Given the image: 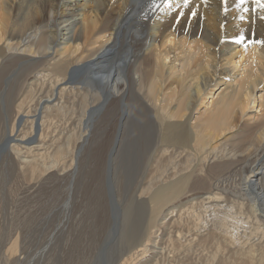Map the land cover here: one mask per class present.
Wrapping results in <instances>:
<instances>
[{
    "label": "bare ground",
    "instance_id": "6f19581e",
    "mask_svg": "<svg viewBox=\"0 0 264 264\" xmlns=\"http://www.w3.org/2000/svg\"><path fill=\"white\" fill-rule=\"evenodd\" d=\"M168 2L0 0V85L17 83L21 98L3 127L0 158L33 189L58 180L70 190L94 115L108 116L111 199L120 156L148 173L125 189L146 212L145 228L131 222L104 264H264V0H179L161 10Z\"/></svg>",
    "mask_w": 264,
    "mask_h": 264
},
{
    "label": "rangeland",
    "instance_id": "374dc122",
    "mask_svg": "<svg viewBox=\"0 0 264 264\" xmlns=\"http://www.w3.org/2000/svg\"><path fill=\"white\" fill-rule=\"evenodd\" d=\"M179 1V0H174V3H167V5L165 7H163L161 10H173V9H176V5L175 3ZM85 3V0H74V4H84ZM161 10L159 12H161ZM231 19V18H230ZM232 22L235 23V27H239V24L240 23H245V19L243 17H240L238 18L237 22H234L233 19H232ZM14 85L16 86V88L14 87ZM0 91H4V92H0L1 95H0V120L2 118V120L0 121V139L2 138V135L4 134L5 132V129H6V125L7 123L8 124H11V120L14 118V114H16L15 112V107H17V104L19 103V101L21 100V98H17V96L15 95L16 92L15 91H18L17 89L20 88V86L17 85V83H13V85H6V84H1L0 85ZM8 86V87H7ZM11 86V87H10ZM18 86V88H17ZM5 87V88H4ZM13 89L11 92L10 90ZM7 90V91H6ZM9 94H7V93ZM15 92V94H14ZM13 93V94H11ZM2 94H5V95H2ZM11 95V99L7 96ZM15 97L14 99L12 98L13 96ZM4 97V98H3ZM3 99V100H2ZM18 99V100H17ZM9 100V101H8ZM12 100V101H11ZM15 101V104L14 102ZM13 104H12V103ZM17 102V104H16ZM12 105H11V104ZM9 104V105H8ZM33 104V103H31ZM7 105V106H6ZM14 105V106H13ZM13 106V107H12ZM10 107V108H9ZM12 107V108H11ZM2 108V109H1ZM9 109V111H8ZM14 109V110H12ZM2 110V111H1ZM7 110V111H6ZM12 110V111H11ZM15 111V112H14ZM14 112V114H13ZM256 112H258V110H256ZM3 113V114H2ZM6 113V114H5ZM9 113V114H8ZM12 113V114H11ZM9 116V117H8ZM97 116V117H96ZM99 115H94V120L93 121V124L95 125L94 127L96 128H92L91 130V133L88 140H86V142L84 143L85 145L83 146L82 151H84L86 153L85 154L84 152L81 153L80 155V165H79V171L77 172L76 174V181H75V184L72 186V188L69 190L68 187H67V182L65 181H58V180H51V181H48V180H45V181H48L50 182L51 184H49L47 182V185H46V182L44 183L43 181L40 182L39 184H37L35 186V188L33 189V187L31 186H27L28 185V181L27 180H24L21 176V173L17 171V167L14 168V166H12L11 164H9L8 162L6 163L4 161L3 163V158H4V154L1 156L0 158V264H88V262L90 261H93L92 264H96L97 260V264H104V262L106 261L105 259L107 258V256L109 255V259L112 258V256H116L115 255V252L116 250L119 248H122L124 246V243L126 242V234H127V229H128V226L131 222L133 221H136L138 220L137 222L139 223V225L141 226V229L145 228L144 227V222H145V218H146V212H145V215L144 216H140L139 215V209L136 208V204L133 205L132 203V199L128 196V192L126 193L125 189L126 188H130L131 186H133L135 184L136 181H139L140 178H143L147 175L148 173V170L146 168V164H137L136 162L132 161V160H129L127 158H122L123 156H120L119 157V160L121 161H118L117 164L119 165H116V168H117V177L114 179L113 181V188L112 191H113V199H111V197L109 196V190L107 189L108 188V181H107V178H108V162H107V153H108V148H109V143L111 142L110 140L112 139V134L113 132L111 131V129L109 128L110 125L108 124L109 121H107L108 119V116H104V118L102 116H99ZM12 119H11V118ZM96 117V118H95ZM124 117V116H123ZM6 118V119H4ZM9 118V119H8ZM103 118V120H102ZM4 119V120H3ZM97 119V120H96ZM101 119V120H100ZM123 119V118H122ZM9 120V121H8ZM103 121V122H102ZM105 121V122H104ZM5 122V123H4ZM98 122V123H97ZM100 123H103L100 125ZM124 123V121H123ZM122 123V120H121V125L123 124ZM97 125V126H96ZM2 126V127H1ZM106 126V127H105ZM109 126V127H108ZM5 129H4V128ZM109 128L106 129V128ZM123 127V126H122ZM100 128V129H98ZM106 129V132L104 129ZM94 131L96 132V134L94 133ZM111 131V133H110ZM103 132V133H102ZM107 133V135H106ZM94 134V135H93ZM105 134V135H104ZM110 135H111V138H110ZM108 136V137H107ZM94 137V138H93ZM106 137V138H105ZM102 139V140H101ZM92 140V141H91ZM91 141V142H90ZM102 141V143H101ZM98 142V143H97ZM94 143L95 146H92ZM105 144V146L107 145V147H105L103 144ZM89 145L91 146V148L89 147ZM101 146V147H100ZM104 146V147H102ZM86 147L89 149H86ZM93 147V148H92ZM100 148V149H99ZM104 150H103V149ZM106 148V149H105ZM102 149V150H101ZM96 153H99V154H95L93 151ZM90 151V153H88ZM94 154H93V153ZM102 152V154H101ZM85 154V155H84ZM93 154V155H92ZM104 154V155H103ZM84 155V156H83ZM103 155V157H102ZM91 156V157H90ZM98 158H97V157ZM101 156V158H100ZM106 157V158H105ZM91 158V159H90ZM86 159V160H85ZM94 159V160H93ZM98 160V164L97 163V160ZM103 159V161H102ZM94 162H93V161ZM95 160H96V163H95ZM100 160V161H99ZM126 160H129L127 162H125ZM83 161V162H82ZM86 161H87V164H86ZM90 161V162H88ZM92 162V164H91ZM104 162V163H103ZM102 163V164H100ZM85 164V165H84ZM91 164V165H90ZM100 164V166H99ZM106 164V165H105ZM120 164H123V166H121ZM129 166H128V165ZM137 165V167H135L134 165ZM89 165V167H88ZM96 165V166H95ZM106 167H105V166ZM131 165V167H130ZM4 166V167H3ZM95 168H94V167ZM98 166V168H97ZM121 166V167H120ZM128 166V168L126 169V167ZM142 166H143V171H142ZM2 167V168H1ZM83 167V168H82ZM106 168V173H103L105 172L104 171V168ZM120 167V168H118ZM125 167V168H123ZM134 167V168H133ZM140 167V168H139ZM145 167V168H144ZM82 168V169H81ZM103 168V169H102ZM82 171H81V170ZM89 169H92L94 176L91 175L92 173V170L89 171ZM129 169V170H128ZM133 169V170H131ZM136 169V170H135ZM145 169V170H144ZM87 170V171H86ZM95 170V171H94ZM101 170V171H100ZM124 170V171H122ZM135 170V171H134ZM15 171V172H13ZM82 173H81V172ZM127 171V172H126ZM139 171V172H137ZM90 172V174L88 173ZM97 172H98V175H97ZM101 172V173H100ZM122 175H120L119 173ZM123 172V173H122ZM126 172V173H125ZM142 174H141V173ZM19 173V174H18ZM81 173V174H80ZM126 175H125V174ZM85 174V175H84ZM87 174L89 175V178L87 176ZM99 174L101 176H99ZM140 174V176H139ZM104 175V177L102 176ZM118 175H120V177H118ZM133 175V176H132ZM80 176V177H79ZM97 176H98V180L95 179V181H93ZM126 176V177H125ZM24 177V176H23ZM86 179H85V178ZM103 177V178H102ZM19 178V179H18ZM22 178V179H21ZM102 178V179H101ZM121 178V179H120ZM124 178V179H123ZM130 178V179H129ZM80 181H77L79 180ZM83 179V181H82ZM89 179V180H88ZM92 179V180H91ZM135 179V180H134ZM19 180V181H18ZM85 180V181H84ZM100 180V181H99ZM117 180V181H116ZM123 181V182H120V181ZM92 181V182H91ZM99 181V182H98ZM102 181V183H100ZM105 181V182H104ZM128 181V182H127ZM55 182V183H54ZM58 182V184H56ZM62 182V184L60 183ZM64 182V183H63ZM87 182L88 186H86L85 184ZM98 182V183H97ZM117 184H116V183ZM120 182V183H119ZM126 182V183H125ZM54 183V184H53ZM81 183V184H79ZM83 183V184H82ZM92 184L94 185L93 188H92V185H89ZM97 183V185H96ZM101 184V187H99V185ZM106 183V184H105ZM121 183H123L122 185H120ZM44 185V187L42 185ZM51 186V188H48L50 187L49 185ZM66 184V185H65ZM104 184V185H103ZM108 184V185H107ZM16 185V186H15ZM46 185V186H45ZM107 187H106V186ZM116 185H119V189H116L118 188V186ZM18 186H20L18 188ZM22 186V187H21ZM39 186H40V189L41 190H38L39 189ZM42 186V187H41ZM57 186V187H56ZM61 186V188L59 187ZM65 186V187H63ZM79 186V187H78ZM86 186V187H84ZM122 186V187H121ZM127 186V187H126ZM29 187V188H28ZM38 187V189H37ZM54 187V188H52ZM59 187V188H58ZM88 187L87 190H85L86 188ZM90 187V188H89ZM95 187V188H94ZM98 187V188H97ZM103 187V188H102ZM24 188V189H23ZM27 188V189H26ZM52 189L51 192L50 190L47 189V192H45L44 190L46 189ZM83 188V189H82ZM105 188V189H104ZM121 188V189H120ZM57 189V190H56ZM94 189L96 190L94 192ZM100 189V190H99ZM62 190V191H61ZM64 190V191H63ZM82 190V191H81ZM90 190V191H89ZM92 190V191H91ZM33 191V192H32ZM37 191V192H36ZM61 191V193H60ZM72 191V192H71ZM76 191L78 194H76ZM102 191V192H100ZM121 193H120V192ZM49 192V194H48ZM54 192V193H53ZM64 192V194H63ZM70 192V194H69ZM91 192V193H90ZM94 195H93V193ZM100 192V194H99ZM104 192L105 195H102ZM15 193V194H14ZM20 193V194H19ZM51 193V195H50ZM81 193V194H79ZM84 193L88 194L85 196L88 197L86 198L84 196ZM102 193V194H101ZM120 193V194H119ZM61 194V195H60ZM66 194H69V195H66ZM74 194V195H73ZM91 194V195H90ZM97 194V195H96ZM98 194L100 195V197L98 196ZM32 195V196H31ZM48 195H50V197H48ZM73 195V196H72ZM77 197H76V196ZM80 195V196H79ZM83 195V196H82ZM96 195V197H95ZM19 196V197H18ZM31 196V197H30ZM61 196V197H60ZM68 196V197H66ZM104 196V197H102ZM23 197V199H22ZM66 197V198H65ZM82 197V198H81ZM94 199H93V198ZM99 197V198H98ZM129 197V198H128ZM65 198V200H64ZM86 198V199H85ZM91 198V199H90ZM102 198V199H101ZM59 199H62L59 200ZM67 199L69 200V202L66 204L67 202ZM77 199V200H76ZM82 201H81V200ZM88 199V200H87ZM97 199V200H96ZM107 199L109 201H107ZM80 200V201H79ZM85 200V201H84ZM101 200V201H100ZM60 201V203H59ZM64 201V202H63ZM79 201V203H78ZM91 201V202H89ZM95 202V204L93 202ZM96 201H98V204L96 203ZM105 201V202H104ZM110 203L108 205V203ZM71 202V203H70ZM77 202V203H75ZM83 202L82 204L84 205H80L79 204ZM104 202V203H103ZM63 203V204H62ZM88 203V204H87ZM91 203V204H89ZM107 203V204H105ZM49 204V205H48ZM69 204V205H68ZM48 205V206H47ZM66 205V206H65ZM89 208H88V206ZM96 206V208H93V206ZM99 205V206H98ZM107 205V206H106ZM98 206V207H97ZM130 206L134 207V210H133V213L135 214L134 217H130L128 216V209H130ZM58 207V208H56ZM75 207V208H74ZM79 207V208H78ZM86 207V208H85ZM92 207V208H91ZM104 207V208H103ZM64 208V209H63ZM78 211H77V209ZM81 208V210H80ZM100 208V210H99ZM61 209V210H60ZM74 209L76 210L75 213H74ZM87 209L89 211H87ZM95 211H94V210ZM98 209V210H97ZM53 210V211H52ZM72 210V211H71ZM50 213H49V212ZM61 211V212H60ZM80 211V212H79ZM91 211V212H90ZM124 211V212H123ZM48 214H47V213ZM57 212V213H56ZM63 212V213H62ZM73 212V213H72ZM80 213L81 215L77 214ZM87 212V213H86ZM101 212L105 213L104 214H101ZM60 213V214H58ZM66 213V214H65ZM71 213V214H70ZM83 213V215H82ZM97 214V215H94V214ZM126 213V214H125ZM69 214V215H68ZM77 217H76V215ZM119 214V215H118ZM89 215V216H87ZM98 215H102V222H101V217H98ZM105 217H104V216ZM58 216V217H57ZM75 216V217H74ZM79 216V217H78ZM54 217V218H53ZM63 219H61V218ZM70 217V218H69ZM76 219H74V218ZM88 217V218H87ZM107 217H109L107 219ZM79 220H78V219ZM83 218V219H82ZM100 218V219H99ZM130 218V219H129ZM53 219V220H52ZM75 221H74V220ZM85 219V220H84ZM92 221H91V220ZM98 219V220H96ZM105 219L108 221H106V225L105 227H102L104 226V222H105ZM56 220V221H55ZM58 220V221H57ZM61 220V221H60ZM69 220V221H68ZM88 220V221H87ZM92 224H90L91 222ZM94 220V221H93ZM104 220V221H103ZM110 220V221H109ZM112 220V221H111ZM60 221V222H59ZM82 221V222H81ZM86 223H85V222ZM126 221V222H125ZM55 222V223H54ZM57 222V223H56ZM65 222V223H64ZM74 222V223H73ZM90 222V223H89ZM123 222V223H122ZM125 222V223H124ZM71 225H70V224ZM101 223V224H100ZM107 223L108 224V227L107 226ZM90 224V225H89ZM97 227H96V225ZM53 225H55V227H53ZM62 225V226H61ZM70 225V226H69ZM83 225H87L86 227L83 226ZM89 225V227H88ZM92 225V226H91ZM53 229H51L52 227ZM68 226V227H67ZM72 226V227H71ZM111 226V227H110ZM122 226V228H121ZM71 227V228H70ZM76 227V228H75ZM82 227H84L85 229L83 230ZM91 227V228H90ZM94 227V228H92ZM56 228H57V231H56ZM87 228V230H86ZM90 228V229H89ZM97 228V229H96ZM101 228V229H99ZM106 228V229H104ZM55 229V230H54ZM61 229V230H59ZM64 229V230H63ZM74 229V230H73ZM80 229V231H79ZM89 229V230H88ZM92 229V230H91ZM94 229V230H93ZM96 229V230H95ZM111 229V230H109ZM123 229V230H122ZM67 230V231H66ZM72 230V231H71ZM115 230V231H114ZM120 230V232L118 231ZM50 231V232H48ZM65 231V232H64ZM83 231V232H82ZM90 232L92 234V232L96 235L94 236L93 234L91 235L89 233V236L90 238H88L89 236L86 237V233L85 232ZM97 233H96V232ZM100 231V232H98ZM104 231V232H102ZM110 231V232H109ZM49 233V235L47 236V234ZM56 232V233H55ZM70 232V233H69ZM82 232V233H81ZM69 233V234H68ZM72 233V234H71ZM78 234H83V237L82 235L80 234L79 235V238L78 236L76 235ZM85 233V234H84ZM103 233V234H101ZM105 233V234H104ZM109 233V234H108ZM125 233V235H124ZM55 234V235H54ZM107 234V235H106ZM111 234V235H110ZM58 235V236H57ZM71 235H73L71 237ZM77 236L78 240L76 237L74 236ZM100 235V236H99ZM103 235V236H102ZM66 236V237H65ZM95 239H94V237ZM125 236V242H124V237ZM19 238L18 240V244L16 245L18 249L17 250V255L15 253V258H7V254L8 253V250L9 248L12 246L14 240H17V238ZM47 237V238H46ZM97 237V238H96ZM101 240H99V238ZM72 241H71V239ZM76 238V239H75ZM86 238V239H85ZM88 238V239H87ZM104 238V239H103ZM55 239V240H54ZM66 239V240H65ZM70 239V240H69ZM98 239V241H97ZM110 239V240H109ZM69 240V242H68ZM89 240V241H88ZM56 241V242H55ZM59 241V242H58ZM61 241V242H60ZM78 241V243H77ZM84 245H82V243ZM93 241V242H92ZM74 242H75V245H74ZM100 242V243H99ZM116 242V244H115ZM123 242V244H122ZM52 243V244H51ZM57 243V244H56ZM64 243V245H63ZM68 243V244H67ZM72 243V244H71ZM77 243V244H76ZM90 243V244H89ZM94 243V244H93ZM96 243V244H95ZM99 243V244H98ZM106 243V244H105ZM111 243V244H110ZM50 244V245H49ZM62 244V245H61ZM98 244V245H97ZM105 244V245H104ZM107 244H110V245H107ZM57 245V246H56ZM70 245V246H69ZM88 245V246H87ZM90 245V247H89ZM104 245V247H103ZM56 246V247H55ZM63 250H62V248ZM87 246V247H86ZM94 246V247H92ZM99 246V247H98ZM115 246V247H114ZM122 246V247H120ZM48 247V249H46ZM51 247V248H50ZM72 247V248H71ZM77 247V248H76ZM103 247V248H102ZM109 248L110 249H106L105 251H103L102 253V250H104V248ZM113 250H112V248ZM80 248L82 249V251H85L82 252L80 250ZM92 248L94 250H92ZM102 248V249H101ZM54 251H52V250ZM60 249V250H59ZM71 249L73 251H71ZM76 249V250H75ZM87 249L88 251L91 253H87ZM49 250V251H48ZM66 250V251H65ZM92 250V251H90ZM100 250V251H99ZM111 250V251H110ZM68 251V252H67ZM70 251V252H69ZM81 251V252H80ZM109 251V252H108ZM50 252V253H49ZM58 254H57V253ZM75 252V253H74ZM52 253V254H51ZM55 253V254H54ZM68 253V255H67ZM74 253V255L72 254ZM85 253H87L85 256ZM106 253V254H105ZM96 255V256H90V255ZM98 254V255H97ZM103 258H102V256ZM53 255V256H52ZM57 255V256H56ZM73 255V256H72ZM76 255V257H75ZM81 255V256H80ZM56 256V257H55ZM90 256V257H88ZM75 257V258H74ZM86 259H85V258ZM106 257V258H105ZM75 261H73L72 260ZM92 259V260H89ZM46 259V260H45ZM100 261V262H99ZM86 262V263H85ZM89 262V263H90Z\"/></svg>",
    "mask_w": 264,
    "mask_h": 264
},
{
    "label": "snow or ice",
    "instance_id": "6c2138e0",
    "mask_svg": "<svg viewBox=\"0 0 264 264\" xmlns=\"http://www.w3.org/2000/svg\"><path fill=\"white\" fill-rule=\"evenodd\" d=\"M257 2H259V0H257Z\"/></svg>",
    "mask_w": 264,
    "mask_h": 264
}]
</instances>
